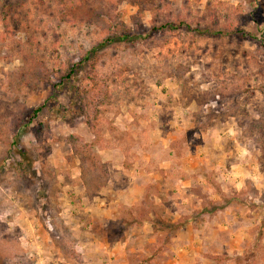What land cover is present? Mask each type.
<instances>
[{
	"label": "rangeland",
	"instance_id": "374dc122",
	"mask_svg": "<svg viewBox=\"0 0 264 264\" xmlns=\"http://www.w3.org/2000/svg\"><path fill=\"white\" fill-rule=\"evenodd\" d=\"M115 34L131 38L101 47L57 94L65 119L26 126L49 82ZM195 155L203 165L185 173ZM239 160L241 185L225 183ZM253 174L264 186V0H0V264H143L158 242L151 264H163L171 239L142 218L253 200L254 235ZM129 180L144 197L103 210ZM257 247L247 263L208 264H264V231Z\"/></svg>",
	"mask_w": 264,
	"mask_h": 264
},
{
	"label": "crops",
	"instance_id": "0c3cea01",
	"mask_svg": "<svg viewBox=\"0 0 264 264\" xmlns=\"http://www.w3.org/2000/svg\"><path fill=\"white\" fill-rule=\"evenodd\" d=\"M240 158L241 156H239ZM203 163L199 155L192 156L184 171L185 173H190L196 167H201ZM212 167L218 169V166ZM241 168H245V164L241 160L230 164L227 170L224 167L225 171L220 173L222 174V180L228 179L229 182L225 183L240 186L242 183ZM152 175L150 173V177ZM252 176L254 179L255 175L253 174ZM153 177L155 176L153 175ZM129 181L130 183L125 187L124 195H117V198L113 201L108 198L103 199L102 205L105 204L103 210H107V207L112 204L115 206L118 204L134 206L144 197L145 186L136 183V181L133 183L131 180ZM251 181L261 188L264 187L263 185L261 186L263 182L256 179L252 180V178ZM179 183L181 185L177 189H188L190 186V182L187 179ZM117 192L120 193L121 191L117 189ZM253 203L257 204L254 200L252 203H244V205L232 203L222 211H205L199 218H188L182 229L171 234L172 245L170 248L175 255L173 257L170 256L163 264H208L212 262L211 257L218 255L237 254L240 256L253 240L251 231L256 224L254 221L259 207L255 209L246 207V205H253ZM150 217L153 218L152 215ZM180 218L181 216L178 215L172 218L171 221L176 222ZM146 223L151 233H153L151 223L144 222L143 224ZM120 251L121 248L116 246L110 249L112 255L117 254V257L122 258Z\"/></svg>",
	"mask_w": 264,
	"mask_h": 264
},
{
	"label": "trees",
	"instance_id": "16d2710c",
	"mask_svg": "<svg viewBox=\"0 0 264 264\" xmlns=\"http://www.w3.org/2000/svg\"><path fill=\"white\" fill-rule=\"evenodd\" d=\"M167 27H171V24H168ZM164 28V26H163ZM131 37L126 34H115V35H108L105 37L101 42H99L95 47L91 48L85 57L82 58L80 61L72 62L68 65V68L65 70V73L60 76L56 81L49 82L48 87L51 88L50 95L35 109L31 111L30 117L28 119V122L26 124H32L34 121H37L42 113L45 114V116L42 118L44 121L43 124L39 123L38 126L43 127L42 130H47L49 127V123L45 120H52V121H59L65 119L64 116L67 113L62 105L58 103L57 94L63 89V86L65 84H69L70 81L75 76V70L79 68V66L83 63V61H89L90 57L93 55H96L97 51L104 46H107L115 41L123 42L129 40ZM150 215L153 216V218L145 217L140 220V222H137L136 225L140 227L144 222H149L152 225L153 233H163V239L165 241H169L171 239V234L182 229L185 225V222L188 218H180L176 222H172L171 220H163L158 217V215L155 212H152ZM129 219H134L130 214L128 215ZM255 234L253 235V242L252 244L245 249L243 255L241 256L242 259L247 263L250 260H248L249 255L255 253L258 249L257 245L261 241V237L264 231V221L261 222V224L256 228ZM159 246L157 248H154V250L151 252V256L149 259H146L143 264H151L154 257L161 252L163 249V243H159ZM217 261V259H214Z\"/></svg>",
	"mask_w": 264,
	"mask_h": 264
}]
</instances>
